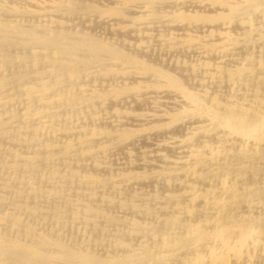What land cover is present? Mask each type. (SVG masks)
Here are the masks:
<instances>
[{
  "label": "bare ground",
  "instance_id": "6f19581e",
  "mask_svg": "<svg viewBox=\"0 0 264 264\" xmlns=\"http://www.w3.org/2000/svg\"><path fill=\"white\" fill-rule=\"evenodd\" d=\"M0 264H264V0H0Z\"/></svg>",
  "mask_w": 264,
  "mask_h": 264
},
{
  "label": "rangeland",
  "instance_id": "374dc122",
  "mask_svg": "<svg viewBox=\"0 0 264 264\" xmlns=\"http://www.w3.org/2000/svg\"><path fill=\"white\" fill-rule=\"evenodd\" d=\"M95 31H96L97 33L99 32L98 34L101 35L102 37H103V35H106V37L104 36V38L112 39V38L114 37L112 40H116V41H118V40L120 41V40H121V38H120L118 35H112V33H111L109 30L98 29V31H97V29H96ZM101 31H102V32H101ZM104 31H106V32H104ZM108 31H109V32H108ZM100 33H101V34H100ZM107 33H108V34H107ZM109 36H111V37H109ZM117 36H118V37H117ZM163 52H164V50L160 52V53H161L160 56H159V55H155V56H153L152 58H155L154 60H161V62H162V59H163L164 62H165V63H164V62H163V63L165 64L166 67H167V66H168V67H173V64L175 63V61H176L177 59H181V58H182V59H185V60H186V59L188 58L187 60L192 61V60H190V59H191L192 57H193L192 59H194V57H195L193 54H191V53H185V52H182V54H185V55H182V54H180V53H178V54H179V55H178L177 52H173V53H172V51H168V50H167V52H166V50H165V52H166L167 55L165 54V52H164V53H163ZM168 52H169V53H168ZM175 53H176V56L174 55ZM172 54H173V55H172ZM161 55H162V56H161ZM168 55H169V56H168ZM171 55H172V56H171ZM170 56H171V57H170ZM190 56H191V57H190ZM156 57H160V58L157 59ZM172 57H173L175 60H173ZM185 57H186V58H185ZM189 58H190V59H189ZM168 59H169V60H168ZM167 60H168V63H169V64L167 63ZM172 61H173L174 63H173ZM170 64H171V65H170ZM117 157L120 158V154H119V153H118V155H113V156L110 157V162H112L113 165H115V161H117ZM121 157H123L122 154H121ZM111 158H112V159H111ZM115 158H116V159H115ZM74 230L76 231V229H74ZM69 233H70V234H69ZM65 235H66V236H65L66 238H65V237H64V238H65L66 241H71V240H69V239L73 238L74 240H72V241L75 242V241L77 240L76 243H78L79 240H81V239H80L81 235L78 234V233H76V232H74V236H75V237L77 236L76 238L73 237L72 232H67ZM67 235H68L69 239H67V238H68Z\"/></svg>",
  "mask_w": 264,
  "mask_h": 264
}]
</instances>
